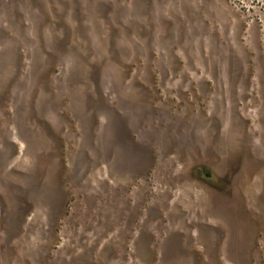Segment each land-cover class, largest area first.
<instances>
[{
    "label": "rangeland",
    "instance_id": "obj_1",
    "mask_svg": "<svg viewBox=\"0 0 264 264\" xmlns=\"http://www.w3.org/2000/svg\"><path fill=\"white\" fill-rule=\"evenodd\" d=\"M0 264H264V0H0Z\"/></svg>",
    "mask_w": 264,
    "mask_h": 264
}]
</instances>
